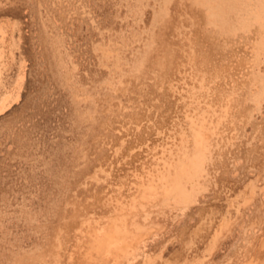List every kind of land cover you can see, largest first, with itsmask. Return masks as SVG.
Listing matches in <instances>:
<instances>
[{"label": "rangeland", "instance_id": "obj_1", "mask_svg": "<svg viewBox=\"0 0 264 264\" xmlns=\"http://www.w3.org/2000/svg\"><path fill=\"white\" fill-rule=\"evenodd\" d=\"M120 216L136 250L89 254ZM263 242L264 0H0V264H264Z\"/></svg>", "mask_w": 264, "mask_h": 264}, {"label": "bare ground", "instance_id": "obj_2", "mask_svg": "<svg viewBox=\"0 0 264 264\" xmlns=\"http://www.w3.org/2000/svg\"><path fill=\"white\" fill-rule=\"evenodd\" d=\"M165 180L166 176L163 174H159L151 180L147 181V183H145L141 187L140 198L143 200L156 195L158 197L161 196V194L164 193L167 189V183ZM147 234L148 233L143 227L134 229V225L129 226L126 223L124 217L120 216L119 218L113 220L108 226H106L104 230L95 232L93 234V237L91 236L92 238L89 242V254L94 253L97 256H102L103 254H111L114 257H126L136 250L139 243L144 240ZM263 245L262 247H264ZM117 259L119 260L120 258ZM251 263L249 261V263L244 264Z\"/></svg>", "mask_w": 264, "mask_h": 264}]
</instances>
